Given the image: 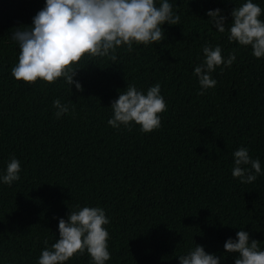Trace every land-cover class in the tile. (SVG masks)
Returning a JSON list of instances; mask_svg holds the SVG:
<instances>
[{
  "label": "trees",
  "instance_id": "1",
  "mask_svg": "<svg viewBox=\"0 0 264 264\" xmlns=\"http://www.w3.org/2000/svg\"><path fill=\"white\" fill-rule=\"evenodd\" d=\"M171 2L180 21L162 25L163 41L120 49L117 64L82 61L78 92L61 80L11 77L17 47L10 31L30 25L43 0H0V167L10 155L21 162V179L0 184V257L9 264H36L43 241L58 237L53 217L66 218L76 204L100 205L110 218L106 264H178L192 240L221 255L239 228L264 247V174L250 184L231 176V153L240 146L264 171V58L229 43L227 30L212 29L205 15L218 7L230 23L242 0ZM254 2L264 9V0ZM205 42L220 44L224 56L235 50L236 60L217 68L215 87L198 95L192 69ZM157 81L167 104L158 129L107 125L118 90ZM56 98L71 104L59 119ZM234 255L222 264H233Z\"/></svg>",
  "mask_w": 264,
  "mask_h": 264
},
{
  "label": "clouds",
  "instance_id": "2",
  "mask_svg": "<svg viewBox=\"0 0 264 264\" xmlns=\"http://www.w3.org/2000/svg\"><path fill=\"white\" fill-rule=\"evenodd\" d=\"M205 15L212 29L219 33L227 30L229 43L250 48L254 58H264V9L259 3L242 0L230 10L227 24L218 7L207 9ZM179 21L171 0H43L30 25L15 26L10 31V40L17 47L10 75L28 84L61 80L69 90L74 87L79 92L82 84L74 77L82 61L107 58L117 64L118 50L132 52L137 45L159 44L165 38L162 25H177ZM200 51L202 59L193 66L192 74L199 85L198 95H203L217 83L212 73L217 68L222 72L231 67L236 55L233 50L224 56L220 44L207 42ZM52 107L59 119L69 114L71 104L56 98ZM108 107L111 116L107 125L113 129L135 125L148 133L161 126L160 114L167 104L157 81L146 89L128 83ZM231 156V176L240 183L250 184L264 174L260 160L253 158L246 146L236 148ZM20 173V160L10 155L0 167V184L11 186L21 179ZM53 219L57 220L58 237L50 245L47 239L43 241L36 264H67L74 256L84 254L90 264H106L111 259L107 228L110 218L102 206L76 204L68 208L66 218ZM222 248L223 254L217 255L192 240V245L176 258L178 264H222L227 254H235L233 264H264V247L243 228L234 237H227ZM0 264L9 262L0 257Z\"/></svg>",
  "mask_w": 264,
  "mask_h": 264
}]
</instances>
